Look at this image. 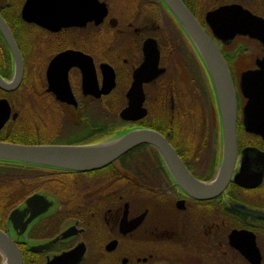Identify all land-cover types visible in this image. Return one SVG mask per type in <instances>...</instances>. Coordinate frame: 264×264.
<instances>
[{"label":"flooded vegetation","instance_id":"flooded-vegetation-1","mask_svg":"<svg viewBox=\"0 0 264 264\" xmlns=\"http://www.w3.org/2000/svg\"><path fill=\"white\" fill-rule=\"evenodd\" d=\"M198 22L239 3L264 17V0H182ZM236 103V155L225 187L207 198L179 185L155 145L73 170L20 163L0 194V228L22 264H264V137L244 121L240 74L264 48L222 44ZM150 73L129 105L134 74ZM147 78L148 75H139ZM0 141L97 144L132 129L162 134L196 179L222 161L219 110L195 43L162 0H0ZM45 199L43 211L32 196ZM19 210L20 214H13ZM37 213V214H36Z\"/></svg>","mask_w":264,"mask_h":264},{"label":"water","instance_id":"water-1","mask_svg":"<svg viewBox=\"0 0 264 264\" xmlns=\"http://www.w3.org/2000/svg\"><path fill=\"white\" fill-rule=\"evenodd\" d=\"M173 16L195 43L210 76L219 110L222 139V161L215 180L205 183L187 170L173 147L158 131L149 128L132 129L109 141L97 144H19L0 141V160L17 163L52 166L73 170H91L103 167L130 148L141 143L155 145L171 169L176 182L191 195L207 198L219 193L227 184L236 155V103L228 67L221 52L222 44H228L238 36L257 40L264 48V17L252 13L239 3L219 5L206 12L205 27L192 15L182 0H162ZM156 62V56L154 57ZM152 62L147 56L142 67L134 74V82L128 93L129 105L120 113L125 119H134V94L141 83L150 80L158 72L150 73ZM258 68L240 74V89L247 102L244 106L246 128L264 137V55L257 62ZM147 74L148 77H139ZM2 85V81H0ZM4 117H0V125ZM28 204L37 203V213L43 211L45 199L32 196ZM20 214L13 210L11 216ZM36 213V214H37ZM15 214V215H13ZM0 264H22V258L13 239L0 228Z\"/></svg>","mask_w":264,"mask_h":264},{"label":"trees","instance_id":"trees-1","mask_svg":"<svg viewBox=\"0 0 264 264\" xmlns=\"http://www.w3.org/2000/svg\"><path fill=\"white\" fill-rule=\"evenodd\" d=\"M28 167L21 165L17 162H12L8 160H0V194H2L4 189V179L8 177L5 172L6 170H10L12 172V177H19L16 173L17 170L27 169ZM3 207L0 205V224L3 219ZM1 260V257H0Z\"/></svg>","mask_w":264,"mask_h":264},{"label":"rangeland","instance_id":"rangeland-1","mask_svg":"<svg viewBox=\"0 0 264 264\" xmlns=\"http://www.w3.org/2000/svg\"><path fill=\"white\" fill-rule=\"evenodd\" d=\"M203 1H206V0H203ZM212 3L211 2H209L208 0L205 2V7L204 8H207V6H210ZM210 10V9H209ZM205 15H206V13H205ZM205 15H204V13H203V15H202V19H204L205 18Z\"/></svg>","mask_w":264,"mask_h":264},{"label":"bare ground","instance_id":"bare-ground-1","mask_svg":"<svg viewBox=\"0 0 264 264\" xmlns=\"http://www.w3.org/2000/svg\"><path fill=\"white\" fill-rule=\"evenodd\" d=\"M183 2V1H182ZM184 3V2H183ZM186 6V5H185ZM187 7V6H186ZM188 8V7H187ZM190 11V10H189ZM191 12V11H190ZM192 13V12H191ZM193 15V14H192ZM194 16V15H193ZM195 17V16H194ZM195 19H196V17H195ZM198 21V20H197Z\"/></svg>","mask_w":264,"mask_h":264}]
</instances>
